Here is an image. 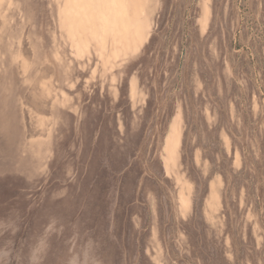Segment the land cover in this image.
I'll use <instances>...</instances> for the list:
<instances>
[{
  "label": "rangeland",
  "instance_id": "1",
  "mask_svg": "<svg viewBox=\"0 0 264 264\" xmlns=\"http://www.w3.org/2000/svg\"><path fill=\"white\" fill-rule=\"evenodd\" d=\"M126 2L0 0V264H264V0Z\"/></svg>",
  "mask_w": 264,
  "mask_h": 264
},
{
  "label": "crops",
  "instance_id": "2",
  "mask_svg": "<svg viewBox=\"0 0 264 264\" xmlns=\"http://www.w3.org/2000/svg\"><path fill=\"white\" fill-rule=\"evenodd\" d=\"M121 1L123 3V8L125 9V7L128 6V3L126 2V0H121ZM137 33L140 34L139 27H137L134 31H132L131 33H129V35L127 36V38L130 41H135L137 39V37H138Z\"/></svg>",
  "mask_w": 264,
  "mask_h": 264
}]
</instances>
